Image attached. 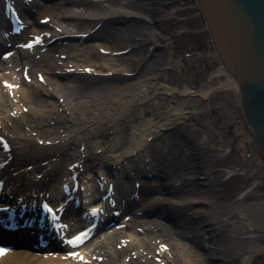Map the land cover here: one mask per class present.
I'll use <instances>...</instances> for the list:
<instances>
[{
    "label": "bare ground",
    "instance_id": "obj_1",
    "mask_svg": "<svg viewBox=\"0 0 264 264\" xmlns=\"http://www.w3.org/2000/svg\"><path fill=\"white\" fill-rule=\"evenodd\" d=\"M3 2L0 0L1 16ZM55 3L33 0L26 5L19 0L17 5L23 8L22 15L29 9L35 11L32 10L29 18L24 15L27 31L13 38H5L10 25L3 19L0 21V50L3 46L14 49L21 41L27 39V43L36 35L44 37L43 43L55 53L54 56L43 55V60H28L23 56L20 61L32 74L43 67L38 72L45 78L44 84L39 82L38 73L32 87L20 79H12L13 84L19 86L8 90L0 82V136L8 143L10 156L8 165L1 172L0 182L7 199L29 203L45 199L53 203L59 201L56 204L59 206L63 203L59 199L63 196L62 185L70 184L73 187L72 178L76 175L81 179V189L75 191L74 195L81 200V209L89 205L84 200H91L92 191L102 198L112 187L114 192L108 201L113 198L119 204V207L111 210L113 213L121 211L128 216L132 211H137L143 215L149 212L175 215L182 223L186 221L185 225L191 224L186 238L204 250L198 254L192 248L179 249L176 244L170 243L169 234L148 223L149 228L144 229V237L139 238L138 244L129 241L122 251L110 252L107 245L116 241L122 244L121 233L134 228L133 225H126L125 231L113 232L105 237V241L98 243V256L103 254L107 258L105 264H118L131 248L140 249L146 245L151 249L150 245L156 243L157 239L164 240L157 245V250L169 242L163 254V261L169 260L166 264H185L183 261L194 264L196 259H200L199 264H211V260H215L213 264H223L238 255H241V264H247L251 251L261 249L253 240L256 227L251 224V216L247 214L250 208L242 202L247 195L239 196L234 203L217 201L216 184L220 180L215 176L216 172L208 167L212 162L207 153L211 149V142L189 137L191 124L181 122L186 119L185 116L178 118L163 107L164 101L177 103L183 94L173 90L160 92L153 87L172 63L162 65L154 56V51L150 55H142L146 42H153L154 46L167 42L161 27L168 15L158 12V0H62ZM37 15L41 17L38 19ZM43 19H48V22L42 26L38 22ZM204 23L206 27L205 20ZM81 34H88L87 41L99 38L104 44L99 41L88 46L68 43L63 48L58 46L59 43L73 40L81 43ZM165 46L169 48V44ZM97 48L105 49L113 56L125 50L128 53L121 54L116 60L108 59V65L88 64L93 69L88 74L86 66L82 68L78 62L91 63L86 56L94 54ZM56 53L59 55L56 56ZM214 58L220 63L216 53ZM116 67L121 68L114 69ZM106 70L113 71V76H95L96 71ZM129 75L131 78L127 77ZM212 76L223 78L222 87L235 91L237 105L242 109L235 79L221 64ZM60 77L68 81L61 83L58 81ZM135 77L138 79L132 81ZM3 80L12 83L11 80ZM11 91L16 99L14 102L10 100ZM202 94L206 97L210 93ZM138 96L146 97L143 102L146 112L160 120L153 127L147 124L151 129L147 127L148 135H144L141 142H135L133 138L138 134L134 133L130 141L122 143L121 137L128 125L125 120ZM153 102L158 109L155 112L149 110ZM25 109L30 112L25 113ZM45 128L49 129L44 131ZM48 141H51L50 146L47 145ZM168 152L169 156L165 157ZM227 152L223 149L224 155ZM257 155L262 157L260 152ZM137 161H142L143 166L138 164L134 168ZM234 174L233 170L225 171L221 176L226 179ZM97 178L106 183L104 192L93 185ZM119 178H123V183L119 182ZM141 178L154 183H142L139 189L136 186L132 189L131 180L137 179L139 182ZM136 193L140 194L139 199H136ZM69 206L74 208V201ZM69 206L66 212H70ZM158 206L166 209L160 210ZM216 209H220L218 214L222 217L237 216L239 220L216 217L212 213ZM254 209L251 208L253 216L259 211L264 212V206L258 211ZM255 220L264 223V219L261 221L257 217ZM157 250L154 251V258L160 257ZM49 252L36 255L26 249L16 250L0 258V264H83L75 260L72 261L77 263L63 262V255ZM82 254L85 259L91 260V264L93 255H97H90L84 250ZM140 263L142 261L133 262Z\"/></svg>",
    "mask_w": 264,
    "mask_h": 264
},
{
    "label": "rangeland",
    "instance_id": "obj_2",
    "mask_svg": "<svg viewBox=\"0 0 264 264\" xmlns=\"http://www.w3.org/2000/svg\"><path fill=\"white\" fill-rule=\"evenodd\" d=\"M158 2V12L168 15L165 19V23H163V25L161 23V29L166 35L167 42L157 46H154L155 44H153V42H146L143 47L142 55L148 52L151 54L154 51V56H156L159 63L162 65L172 63V65L167 67L168 69L163 72V77L158 81V84H153V87L160 90V92L173 90L183 94V97L177 103L164 101L163 107L165 110L170 111L171 114H176L178 118H183L185 116L186 119L181 120V122L191 124L192 131L188 134L189 137L211 142V149L207 151V153L211 157L212 162L208 164V167L216 172L215 176L220 180L216 184L217 195L215 197L217 201L219 203L233 202L245 192L250 191L246 194L247 197H245L242 202L248 209L250 208L247 214L251 216H249L251 224L256 227L253 240L256 241V244L260 246L261 249L251 251L247 264H264V230L262 229L264 228V223L255 220L258 217L263 221L264 212L259 211L255 216L251 214V208H255L253 211H258L264 206V164H262L256 153L248 129L244 123H242V114L236 102V93L233 89L230 90L222 87L224 83L223 78L212 76L218 70L219 64L214 58V49L209 42L208 34L204 30V19L195 6L194 0H158ZM99 41L104 44L103 40L96 38L84 43V45L96 44ZM71 43L75 45L77 41H72ZM165 44H169V48H167ZM86 58L91 61V63L79 61L78 64L82 65V67L86 66L87 68H91L88 64L92 65L99 63L108 65V59L119 57L108 54L103 55L97 48L94 54L88 55ZM118 63L120 64V62ZM18 64L19 59L16 57L11 65L13 67L8 70L3 69L0 71V75L4 77L22 78L21 71H18L19 68H17ZM119 68L121 67H116L114 69ZM95 73L96 76H99L100 73H102V75L111 73L112 76L114 74V72L108 70L103 72L96 71ZM30 75L33 82L27 83L25 81L28 87L34 86L35 75ZM137 79L138 78L135 77L132 81ZM59 82L66 83L62 79ZM202 93L210 94L205 97ZM145 98V96L136 97L132 111L128 113V116L126 115L127 118L125 123L128 125L125 127L126 133L121 137L122 143L130 141L131 136L134 137V133L138 134L135 135L136 139L135 137L133 138L135 142H141L145 138L144 135H148L147 127L151 129V127L157 125L159 122L160 119L153 118L151 113L146 112V104L144 105L143 103ZM10 100L14 102L16 99L10 94ZM154 104V102L153 105L150 104L152 109L149 110H152V112H155L154 110L157 109ZM24 112L30 111L25 109ZM189 115H191V118ZM164 121L165 119L162 120V122ZM147 124H152V126L150 127ZM48 129L49 128H45L44 131ZM223 149L228 150L229 153L223 155ZM153 153L158 154L155 150H153ZM169 154L168 152L165 157H168ZM214 154H219V156H214ZM146 159L149 160V158ZM137 162L134 168H137L138 164L142 166L144 164L142 161ZM236 169L240 171L231 175L232 177L229 176L224 179L221 176L225 171L221 172L220 170ZM136 181L138 180H131L132 187ZM144 182L149 184L154 183L153 181H146L142 178L139 180V184ZM121 183H123V181ZM219 212L220 209L212 211L216 217L223 218V220H239L237 216L232 217L229 215L222 217L221 214H218ZM154 213L155 212H149L146 215L135 217L132 215L127 216L131 219H126L128 221L126 224L131 226L134 225L135 227L121 234L120 242L122 244L116 241L111 245H107V249L110 252H119L123 250L127 242H139V238L144 237V229L146 230L149 228L147 224L153 223L163 233L166 232L169 234L170 243L176 244L179 249L192 248L195 249L198 254L204 251L202 247L195 245L193 240L189 241V239L186 238L191 231L190 223L184 225L182 228L179 227L174 230L172 226L168 225L163 220L153 218ZM133 214H136L135 211ZM124 217L125 215H122L119 221L126 222L124 221ZM152 226L154 227V225ZM115 231V228L108 231H101L95 236L91 246L89 245L90 247L87 248L90 255L97 254V256H93L99 260V263L96 262L94 264L106 263L107 259L103 254L98 257L100 250L98 251L96 247L99 242L105 241V237L108 234L110 235ZM157 240V244L153 242V244L150 245L151 250L146 249V245L140 249L134 248V250L131 248L118 264H133V262L139 261H143L140 264H157L153 259L152 253L156 250L160 241L164 242L163 239ZM166 243L168 244L169 242ZM240 256L241 255L235 258H229L227 262L223 264H241L242 258H240ZM183 262L186 264L185 261ZM195 262L194 264H199L201 261L200 259H196ZM212 262L215 263L214 261ZM212 262L211 264H213Z\"/></svg>",
    "mask_w": 264,
    "mask_h": 264
},
{
    "label": "water",
    "instance_id": "obj_3",
    "mask_svg": "<svg viewBox=\"0 0 264 264\" xmlns=\"http://www.w3.org/2000/svg\"><path fill=\"white\" fill-rule=\"evenodd\" d=\"M220 64L236 81L264 159V0H196Z\"/></svg>",
    "mask_w": 264,
    "mask_h": 264
},
{
    "label": "snow or ice",
    "instance_id": "obj_4",
    "mask_svg": "<svg viewBox=\"0 0 264 264\" xmlns=\"http://www.w3.org/2000/svg\"><path fill=\"white\" fill-rule=\"evenodd\" d=\"M9 87H11V86H9ZM75 242H82V240H81V238H77V241H75ZM4 254H5L4 251L2 249H0V255H4Z\"/></svg>",
    "mask_w": 264,
    "mask_h": 264
}]
</instances>
